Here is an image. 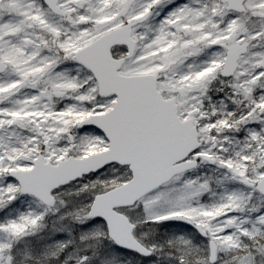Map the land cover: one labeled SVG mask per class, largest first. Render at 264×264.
Segmentation results:
<instances>
[{
	"label": "snow or ice",
	"instance_id": "obj_1",
	"mask_svg": "<svg viewBox=\"0 0 264 264\" xmlns=\"http://www.w3.org/2000/svg\"><path fill=\"white\" fill-rule=\"evenodd\" d=\"M66 195L77 264L264 261V0H0V264H67L28 240ZM169 221L206 246L138 235Z\"/></svg>",
	"mask_w": 264,
	"mask_h": 264
},
{
	"label": "rangeland",
	"instance_id": "obj_2",
	"mask_svg": "<svg viewBox=\"0 0 264 264\" xmlns=\"http://www.w3.org/2000/svg\"><path fill=\"white\" fill-rule=\"evenodd\" d=\"M185 2H187V0H177V3ZM165 11H167V9ZM161 15H164V13H162ZM219 87H221L219 84H215L209 92L211 102L214 104L219 101H213V97L215 95H224L223 92H218L216 90ZM237 138L243 139L238 137V135ZM190 175H192L193 177H195L196 175H212V172L208 168H201L195 170L193 173H190ZM62 198L66 202H68V208H61L59 212H56V210L53 209L52 212L48 214L50 216L46 217L45 226H47L48 224V229L45 230V233H43L44 230H42L36 237H29L28 240L32 241L33 243L39 241V244L42 245L43 248L51 247L53 249L55 245L59 243H68L69 246L67 249H70V246H74L73 248H75V253L69 255L66 249L65 252L60 256V261L63 262L66 260L67 264H77V260L80 255L88 254L91 257L93 251L92 248H86V245L80 242L81 235L88 232L90 228L99 227L101 224V220H90L87 222V224H78L73 222L70 217L61 219V216H66V213L72 208L71 202L77 201V198L73 195H66ZM80 199H83V197H81ZM85 203H87V201H85ZM27 207L28 205L25 204L23 207H20L19 210L24 211ZM32 208H36V205L33 204ZM130 214L134 215V213ZM62 231H64L63 235L60 238H57V236H59L58 233ZM137 231L138 235L143 236L145 244L149 246L153 243L157 245H163L166 244L168 240L181 236L177 234L179 231H176L174 229L169 230L168 225L166 224L162 226L141 225L138 227ZM182 236L191 239L193 243L197 244L198 246H206V239L201 238L198 232H188V235L185 234ZM111 243H109L108 240H104L102 242L103 247L100 259H103L104 264H170V262L165 257L158 258L156 256L155 259H141L133 254L119 249L113 243ZM93 259L95 261V264H99V259ZM226 259L230 260V257H227ZM257 262L258 264H264V261H262L259 256L257 257Z\"/></svg>",
	"mask_w": 264,
	"mask_h": 264
},
{
	"label": "trees",
	"instance_id": "obj_3",
	"mask_svg": "<svg viewBox=\"0 0 264 264\" xmlns=\"http://www.w3.org/2000/svg\"><path fill=\"white\" fill-rule=\"evenodd\" d=\"M224 99V95H215L214 97H213V101L215 102V101H217V100H223ZM238 135V137H240V138H243V134H237ZM48 216H50V215H48ZM48 223H49V220H48ZM165 224L166 225H168V228H169V230H171V229H174V230H176V231H179L177 234L178 235H185V234H187L188 235V232H184V231H181L180 229V227H178V226H174V224H172V223H167V222H165ZM46 227V228H45ZM48 229V224H47V226H44V228H43V233H45V230H47ZM179 229V230H178ZM43 233H41V234H43ZM176 233V232H175ZM108 242L109 243H111L109 240H108ZM112 244V243H111ZM143 259V258H142ZM153 259H155V257L153 258ZM145 260V259H144Z\"/></svg>",
	"mask_w": 264,
	"mask_h": 264
},
{
	"label": "water",
	"instance_id": "obj_4",
	"mask_svg": "<svg viewBox=\"0 0 264 264\" xmlns=\"http://www.w3.org/2000/svg\"><path fill=\"white\" fill-rule=\"evenodd\" d=\"M158 107L160 108L161 111H163L164 108L166 107V102L163 101V100H161V101L159 102ZM95 219H100V220H101V218H95ZM175 222H178V223H180V224H184L183 222H179V221H175ZM117 246H118V245H117ZM118 247L121 248V249H124V250H126V251H130V252H133V253H136V254L140 255L139 253H137V252H135V251H132V250H130V249L122 248V247H120V246H118ZM140 256H142V255H140ZM143 257H145V256H143ZM145 258H149V257H145Z\"/></svg>",
	"mask_w": 264,
	"mask_h": 264
},
{
	"label": "bare ground",
	"instance_id": "obj_5",
	"mask_svg": "<svg viewBox=\"0 0 264 264\" xmlns=\"http://www.w3.org/2000/svg\"><path fill=\"white\" fill-rule=\"evenodd\" d=\"M64 231L58 233L59 236H57V238H60L62 235H63ZM74 246H70V249H67L66 251H68V254L71 255V254H74L75 253V248H73ZM116 252V251H115ZM117 253V252H116Z\"/></svg>",
	"mask_w": 264,
	"mask_h": 264
},
{
	"label": "flooded vegetation",
	"instance_id": "obj_6",
	"mask_svg": "<svg viewBox=\"0 0 264 264\" xmlns=\"http://www.w3.org/2000/svg\"><path fill=\"white\" fill-rule=\"evenodd\" d=\"M184 230H186L187 232H196V230L191 225L185 226ZM201 238L204 239V237H202V236H201Z\"/></svg>",
	"mask_w": 264,
	"mask_h": 264
}]
</instances>
